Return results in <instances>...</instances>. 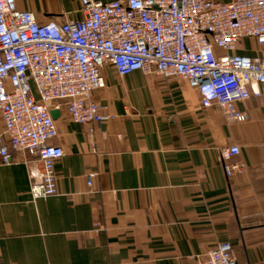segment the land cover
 Instances as JSON below:
<instances>
[{
	"label": "crops",
	"instance_id": "obj_1",
	"mask_svg": "<svg viewBox=\"0 0 264 264\" xmlns=\"http://www.w3.org/2000/svg\"><path fill=\"white\" fill-rule=\"evenodd\" d=\"M16 3L43 24L83 18L81 0ZM237 53L264 56V47L245 39ZM104 76L93 96L112 118L94 133L69 118L65 103L54 110L53 143L64 151L56 195L32 199L40 165L30 153L0 165V264H198L223 243L238 264H264L263 99L238 104L249 121L236 123L202 108L180 78L121 77L113 66ZM232 146L246 170L229 179L220 152Z\"/></svg>",
	"mask_w": 264,
	"mask_h": 264
},
{
	"label": "built area",
	"instance_id": "obj_2",
	"mask_svg": "<svg viewBox=\"0 0 264 264\" xmlns=\"http://www.w3.org/2000/svg\"><path fill=\"white\" fill-rule=\"evenodd\" d=\"M83 18L40 23L16 0H0V165L13 152L30 153L40 165L34 201L58 192L55 166L63 158L51 112L65 103L69 118L94 133L112 117L94 93L106 85L104 70L180 78L197 90L204 109L218 107L231 122L246 123L238 104L264 102V56L238 54L245 39L264 47V0H81ZM238 146L220 152L227 178L242 175ZM96 175L87 183L93 188ZM198 264H238L230 243Z\"/></svg>",
	"mask_w": 264,
	"mask_h": 264
},
{
	"label": "water",
	"instance_id": "obj_3",
	"mask_svg": "<svg viewBox=\"0 0 264 264\" xmlns=\"http://www.w3.org/2000/svg\"><path fill=\"white\" fill-rule=\"evenodd\" d=\"M51 115H52L53 119L56 120V119H58L59 113L57 111H52Z\"/></svg>",
	"mask_w": 264,
	"mask_h": 264
}]
</instances>
